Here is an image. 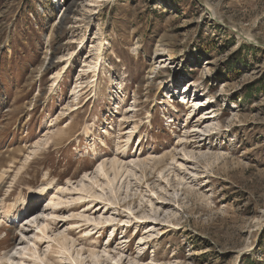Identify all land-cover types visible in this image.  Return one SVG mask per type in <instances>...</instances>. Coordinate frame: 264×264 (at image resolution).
Returning <instances> with one entry per match:
<instances>
[{"label": "rangeland", "instance_id": "rangeland-1", "mask_svg": "<svg viewBox=\"0 0 264 264\" xmlns=\"http://www.w3.org/2000/svg\"><path fill=\"white\" fill-rule=\"evenodd\" d=\"M59 1L0 0V264H264V0Z\"/></svg>", "mask_w": 264, "mask_h": 264}, {"label": "trees", "instance_id": "trees-1", "mask_svg": "<svg viewBox=\"0 0 264 264\" xmlns=\"http://www.w3.org/2000/svg\"><path fill=\"white\" fill-rule=\"evenodd\" d=\"M242 47H243V46H242ZM257 84H258L259 87H261V86H263L264 82L261 80V81H259ZM254 86H255V83H254V84H251V85H249V86H247L246 89L252 88V87H254ZM246 98H248V97H246Z\"/></svg>", "mask_w": 264, "mask_h": 264}, {"label": "bare ground", "instance_id": "bare-ground-1", "mask_svg": "<svg viewBox=\"0 0 264 264\" xmlns=\"http://www.w3.org/2000/svg\"><path fill=\"white\" fill-rule=\"evenodd\" d=\"M60 1H61V0H60ZM60 1H59V2H60ZM32 195H34V194H32ZM27 207H28V205H27ZM28 208H29V207H28ZM1 227H3V226H2V224H1V220H0V228H1ZM114 238H115V236H113V239H114Z\"/></svg>", "mask_w": 264, "mask_h": 264}]
</instances>
